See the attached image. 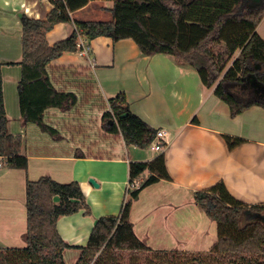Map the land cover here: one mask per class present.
<instances>
[{
	"label": "crops",
	"instance_id": "crops-1",
	"mask_svg": "<svg viewBox=\"0 0 264 264\" xmlns=\"http://www.w3.org/2000/svg\"><path fill=\"white\" fill-rule=\"evenodd\" d=\"M52 1L59 0H0V63L7 131L22 138V156L29 161L26 170L14 169L0 157V248L26 247L27 182L49 176L61 184L79 183L90 206V214L80 211L57 222L59 234L72 247L63 253L65 264H77L97 221L122 212L130 164L149 162L163 154L171 180L146 187L133 202L130 221L134 231L154 251H210L218 241V225L198 206L195 194L222 182L236 200L249 206L264 204V107L253 106L233 117L229 103L216 95L218 83L211 89L203 87L194 68L166 55L144 56L131 39L115 42L99 37L87 42L90 59L66 52L49 64L54 87L75 93L80 101L70 112H46L45 122L60 134L56 140L22 117L18 92L22 67L7 65L22 59L21 16L44 21L54 8ZM95 2L102 5L94 7ZM113 8L114 1L91 2L73 14L72 22L60 23L48 33L49 45L70 38L76 22L113 21ZM109 13L110 19L100 20ZM263 27L264 18L255 32L264 42ZM242 52L235 54L219 83ZM73 75L82 80L87 76L88 90H98L107 110L109 99L125 94L137 117L157 131L168 132L165 150L143 154L142 148L134 149L121 135L109 134L102 127L101 133L96 127L80 129L76 134L66 123L62 130V119L69 120L67 116L85 101L79 88L69 83ZM81 112L84 116L93 114L91 108ZM95 116L99 117L97 124L102 121L97 111ZM225 135L245 143L229 150ZM118 141L127 147L123 155L116 147ZM148 176L147 172L142 177Z\"/></svg>",
	"mask_w": 264,
	"mask_h": 264
},
{
	"label": "trees",
	"instance_id": "trees-1",
	"mask_svg": "<svg viewBox=\"0 0 264 264\" xmlns=\"http://www.w3.org/2000/svg\"><path fill=\"white\" fill-rule=\"evenodd\" d=\"M96 0L52 1L46 20L21 16L23 27L22 79L19 102L22 117L59 140L60 134L45 122L49 109L70 112L78 102L75 93L57 90L48 68L67 53H80V37L90 42L108 37L115 42L133 40L144 56L166 55L194 68L205 88L216 87V95L229 103L232 116L253 106L264 107V42L255 34L264 18V0H106L114 1L111 22H76L70 38L50 46L47 35L56 25L73 21V14ZM243 50L225 79H219L235 54ZM0 63V157L14 169L28 168L22 156V138L7 131ZM240 75L234 76L232 70ZM232 73V74H230ZM235 73V72H234ZM112 122V124H111ZM102 128L121 135L127 145L146 149L157 130L137 117L125 94L109 99ZM229 150L245 143L224 136ZM149 176L139 189L126 196L119 216L100 218L77 264H264V204L246 205L236 200L224 183L195 194L196 203L218 225V241L208 252L154 251L136 235L130 210L143 189L170 181L163 154L149 162L131 163L130 180ZM27 245L0 248V264H65L63 253L72 248L61 237L57 222L90 206L77 182L61 184L45 176L27 182ZM59 201L56 202L55 199Z\"/></svg>",
	"mask_w": 264,
	"mask_h": 264
},
{
	"label": "rangeland",
	"instance_id": "rangeland-1",
	"mask_svg": "<svg viewBox=\"0 0 264 264\" xmlns=\"http://www.w3.org/2000/svg\"><path fill=\"white\" fill-rule=\"evenodd\" d=\"M94 7H100L102 5V3L100 2H95ZM111 14L109 13L108 16H105L103 14V16H101L100 20H108L110 19ZM264 34V27L261 30ZM233 74H235L234 76H238L241 74L240 71L233 69L232 70ZM235 72V73H234ZM228 73V72H226ZM232 74V73H230ZM76 75L73 76H69V79H72L69 83H72L73 85H75V88H79L80 92L82 93V98L85 99L84 102H82L80 105V108H78V110H76L73 114H70L67 116V118L69 117V120L66 119H62L61 121V129L63 130L64 128H67L66 123H68V125H71L72 127H74V133L79 134L80 129H88V130H94L96 127H98V131H100L101 133V127H102V121L100 120L99 123L97 124V119H99V117L95 116L96 111L100 114V117H102V113L104 114V112L108 111V106L107 103L105 101V99L103 98V96H101V94L98 92V90H94V91H89L87 88V83L88 81H86V77L82 79H80L79 77H75ZM77 79V80H76ZM84 108V109H83ZM91 108L93 111V114L89 115V116H84L85 114H83V112H81L82 110H85ZM101 119V118H100ZM82 125V128H81ZM79 131V132H78ZM68 133L70 134L71 131L69 129ZM116 147L118 149H120V154L123 155L126 151V146L122 144L121 141H118V143L116 144ZM134 149H136L135 146H131ZM131 150V148H130ZM143 154H149V152L151 151V149L148 147L146 149H142L141 150ZM152 152V151H151Z\"/></svg>",
	"mask_w": 264,
	"mask_h": 264
},
{
	"label": "built area",
	"instance_id": "built-area-1",
	"mask_svg": "<svg viewBox=\"0 0 264 264\" xmlns=\"http://www.w3.org/2000/svg\"><path fill=\"white\" fill-rule=\"evenodd\" d=\"M79 46L81 47V52L79 54H81L84 57V59L85 58L90 59L91 54H92L91 47L89 46V44H87V42L83 39V37H80ZM167 136H168V132L166 130H163V129L158 130L155 140H153L149 148L152 151L163 152L167 146L165 142ZM0 167H2V163H0ZM144 180L145 179H143L142 176L133 181L129 180L127 189H126V196L127 197L129 196L130 191L139 189L140 186L143 184Z\"/></svg>",
	"mask_w": 264,
	"mask_h": 264
},
{
	"label": "water",
	"instance_id": "water-1",
	"mask_svg": "<svg viewBox=\"0 0 264 264\" xmlns=\"http://www.w3.org/2000/svg\"><path fill=\"white\" fill-rule=\"evenodd\" d=\"M253 1H254V3H256V4H258V3L261 2V0H253ZM111 124H112V122H111ZM91 183H93L94 185L97 186V184L95 183V181L91 180Z\"/></svg>",
	"mask_w": 264,
	"mask_h": 264
}]
</instances>
